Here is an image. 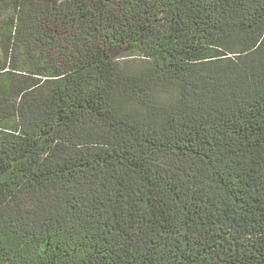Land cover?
<instances>
[{
  "label": "trees",
  "instance_id": "16d2710c",
  "mask_svg": "<svg viewBox=\"0 0 264 264\" xmlns=\"http://www.w3.org/2000/svg\"><path fill=\"white\" fill-rule=\"evenodd\" d=\"M0 264H264V0H0Z\"/></svg>",
  "mask_w": 264,
  "mask_h": 264
},
{
  "label": "rangeland",
  "instance_id": "374dc122",
  "mask_svg": "<svg viewBox=\"0 0 264 264\" xmlns=\"http://www.w3.org/2000/svg\"><path fill=\"white\" fill-rule=\"evenodd\" d=\"M136 58L138 57H128V56H125V57H119L118 61L119 63H121L122 66H128L129 68L130 67H134L133 65H131L132 61H134Z\"/></svg>",
  "mask_w": 264,
  "mask_h": 264
}]
</instances>
